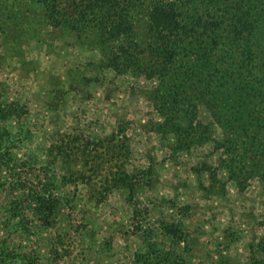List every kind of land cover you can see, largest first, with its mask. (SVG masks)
Segmentation results:
<instances>
[{"label": "rangeland", "instance_id": "1", "mask_svg": "<svg viewBox=\"0 0 264 264\" xmlns=\"http://www.w3.org/2000/svg\"><path fill=\"white\" fill-rule=\"evenodd\" d=\"M97 39L53 26L37 0H0L2 153L16 163L3 173L33 188L54 176L61 199L51 227L12 242L39 264H142L147 252L166 263L264 260V174L230 171L223 130L205 108L196 121L209 122L206 139L160 128L148 94L157 81L112 66L119 42Z\"/></svg>", "mask_w": 264, "mask_h": 264}, {"label": "trees", "instance_id": "2", "mask_svg": "<svg viewBox=\"0 0 264 264\" xmlns=\"http://www.w3.org/2000/svg\"><path fill=\"white\" fill-rule=\"evenodd\" d=\"M37 1L53 26L92 30L102 43L119 42L112 66L157 81L148 94L164 117L160 128L187 137L201 130L199 136L206 139L209 122L196 121L205 108L223 130L220 143L231 152L230 171L264 174V0ZM143 12L146 34L140 38L137 23ZM4 131L0 193L8 195L0 215V264H39L12 236L51 227L61 199L50 191L54 176L33 188L22 176L10 179L3 173L16 168L12 151L6 157L2 153ZM165 261L150 259L147 252L136 263L185 262L181 257Z\"/></svg>", "mask_w": 264, "mask_h": 264}]
</instances>
